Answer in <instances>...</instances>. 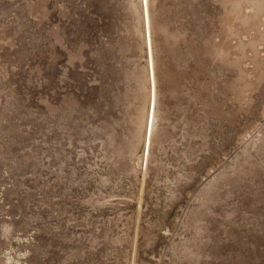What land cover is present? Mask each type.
<instances>
[{
  "label": "rangeland",
  "instance_id": "1",
  "mask_svg": "<svg viewBox=\"0 0 264 264\" xmlns=\"http://www.w3.org/2000/svg\"><path fill=\"white\" fill-rule=\"evenodd\" d=\"M129 1L0 0V264H264V0Z\"/></svg>",
  "mask_w": 264,
  "mask_h": 264
},
{
  "label": "bare ground",
  "instance_id": "2",
  "mask_svg": "<svg viewBox=\"0 0 264 264\" xmlns=\"http://www.w3.org/2000/svg\"><path fill=\"white\" fill-rule=\"evenodd\" d=\"M128 1V3H130V1L129 0H127ZM135 7V6H134ZM136 8V7H135ZM138 10H139V8H138ZM162 20V19H161ZM138 27V26H137ZM137 30V29H136ZM138 34V33H137ZM160 34V33H159ZM161 35H163V34H161ZM160 35V36H161ZM136 38V37H135ZM139 39H140V36H139ZM138 39V40H139ZM69 40H71V39H69ZM141 40V39H140ZM161 42V41H160ZM141 43V42H140ZM144 45V44H143ZM144 47V46H143ZM128 50V49H127ZM141 50V49H140ZM142 52V51H141ZM144 52H145V50H144ZM120 55V54H119ZM141 56H142V54H140ZM139 55V56H140ZM146 56V55H145ZM146 58H147V56H146ZM113 60V59H112ZM147 60V59H146ZM127 61V60H126ZM125 61V62H126ZM134 61V60H133ZM147 62V61H146ZM133 64V63H132ZM119 65V64H118ZM119 67V66H118ZM138 67V66H137ZM131 69V68H130ZM129 69V70H130ZM145 70V69H144ZM148 70V69H147ZM145 73V72H144ZM145 76V75H144ZM146 79V78H145ZM119 83V82H118ZM146 83V82H145ZM145 83H144V86H145ZM147 83H148V80H147ZM148 87V86H147ZM145 89V88H144ZM148 89V88H147ZM146 90V89H145ZM111 91V90H110ZM149 91V90H148ZM146 92V91H145ZM149 97V96H148ZM150 98V97H149ZM149 100V99H148ZM132 101V100H131ZM132 112V111H131ZM174 113V112H173ZM129 114V113H128ZM132 114V113H131ZM165 114V113H164ZM162 116V115H161ZM170 117V116H169ZM175 117V116H174ZM146 118V117H145ZM178 118V117H177ZM144 119V118H143ZM173 119V118H172ZM171 120V119H170ZM145 122H146V119H145ZM245 122V121H244ZM144 123V122H143ZM71 127V126H70ZM115 127V126H114ZM146 127V126H145ZM153 127V126H152ZM68 130V129H67ZM115 130V129H114ZM119 130H121V129H119ZM116 131H117V129H116ZM125 131V130H124ZM161 131V133L160 132H158V130L157 129H155L154 131H153V137L154 138H159V137H161V138H165V137H167V136H165L163 133H164V128L162 129V130H160ZM141 133V132H140ZM150 133V132H149ZM117 134V133H116ZM146 134V133H145ZM251 134V133H250ZM149 135V134H148ZM161 135V136H160ZM253 135V134H252ZM145 136V135H144ZM124 137V136H123ZM258 137V136H257ZM256 137V138H257ZM139 139H140V137H139ZM144 139V138H143ZM176 139V138H175ZM116 142H118V141H116ZM119 142H120V140H119ZM122 142V141H121ZM131 142V141H130ZM138 142V141H137ZM138 145V144H137ZM154 145V144H153ZM136 149H138V148H136ZM136 149H134V151L136 150ZM129 151V150H128ZM134 153V152H133ZM135 154H136V151H135ZM134 154V155H135ZM127 157V156H126ZM129 157V156H128ZM132 157H134V156H132ZM135 159H136V157H135ZM134 159V160H135ZM133 160V161H134ZM133 165V164H132ZM134 166H135V164H134ZM210 169V168H209ZM214 171V170H213ZM204 172V171H203ZM213 173V172H212ZM207 174V173H206ZM214 174V173H213ZM205 175V174H204ZM208 177V176H207ZM211 177H214V176H211ZM204 178H206V177H204ZM136 182H138V181H136ZM207 183V182H206ZM138 184V183H137ZM134 186V185H133ZM135 188V187H134ZM136 190V189H135ZM138 191V190H137ZM110 199V197H104L103 198V200H109ZM138 213V212H137ZM109 214V213H108ZM139 214V213H138ZM141 214V213H140ZM139 216V215H138ZM107 218V217H106ZM139 218V217H138ZM123 220V219H122ZM139 220V219H138ZM137 220V221H138ZM128 223V222H127ZM9 224L10 223H7V224H4V227H3V234L5 235L6 234V231H8V228H9ZM12 224V223H11ZM10 224V225H11ZM120 225V224H119ZM137 225V224H136ZM15 227V226H14ZM166 229V228H165ZM135 231V230H134ZM168 231V230H167ZM12 232V231H11ZM156 232H157V230H156ZM8 234H9V232H8ZM7 234V235H8ZM162 234V233H161ZM157 235V234H156ZM6 236V235H5ZM136 236V235H135ZM165 236V235H164ZM3 238H5V237H3ZM137 238V237H136ZM135 239V238H134ZM137 240V239H136ZM135 241V240H134ZM8 243V242H7ZM129 250V249H128ZM131 251V250H130ZM128 252V251H127ZM131 253V252H130ZM165 254V253H164ZM131 255V254H130ZM126 258H127V256H126ZM133 258H135V257H133ZM162 258V257H161ZM160 258V259H161ZM128 259H130V257L128 258ZM130 261V260H129ZM125 262L127 263V260H125ZM131 262H132V260H131ZM134 262V261H133ZM138 263V262H137ZM135 264V263H134ZM156 264V263H155ZM158 264H159V261H158Z\"/></svg>",
  "mask_w": 264,
  "mask_h": 264
}]
</instances>
